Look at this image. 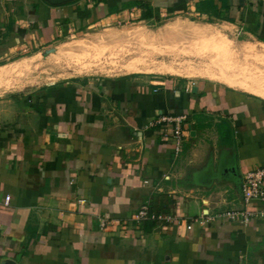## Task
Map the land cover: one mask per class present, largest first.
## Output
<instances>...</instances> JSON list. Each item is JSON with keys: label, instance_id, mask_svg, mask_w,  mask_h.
<instances>
[{"label": "crops", "instance_id": "crops-1", "mask_svg": "<svg viewBox=\"0 0 264 264\" xmlns=\"http://www.w3.org/2000/svg\"><path fill=\"white\" fill-rule=\"evenodd\" d=\"M5 1L16 44L0 61L34 34L129 20L212 21L264 46V0ZM159 80L73 79L0 97V264H264V205L246 223L196 221L242 208L243 177L264 166V97ZM182 115L174 157L147 125ZM144 205L166 220L134 221Z\"/></svg>", "mask_w": 264, "mask_h": 264}, {"label": "rangeland", "instance_id": "rangeland-1", "mask_svg": "<svg viewBox=\"0 0 264 264\" xmlns=\"http://www.w3.org/2000/svg\"><path fill=\"white\" fill-rule=\"evenodd\" d=\"M94 1L53 0L57 4L81 5ZM4 2L0 0V57L16 44L7 36L5 27L12 24L2 7ZM12 4L19 8L15 0ZM164 20L85 24L78 28L69 25L62 28L59 37L46 41L34 34L26 48L0 61V97L22 96L65 80L132 73L158 77L161 82L170 80L177 88L205 79L225 85L221 76L234 81L264 77V64L248 50L254 48L264 57L261 45L239 29L218 27L212 21L169 26Z\"/></svg>", "mask_w": 264, "mask_h": 264}, {"label": "built area", "instance_id": "built-area-1", "mask_svg": "<svg viewBox=\"0 0 264 264\" xmlns=\"http://www.w3.org/2000/svg\"><path fill=\"white\" fill-rule=\"evenodd\" d=\"M249 2L250 0H244ZM186 121V116H166L152 120L147 127L151 129L157 128L158 135L164 141L171 142L173 146L174 157H177L182 149L183 141L186 138L183 124ZM147 183V182H145ZM241 204L240 210L225 211L219 214L208 217L203 220L197 219V222L210 221H241L246 223L257 216V213L249 209L251 204L264 205V166L257 167L245 174L240 185ZM9 197L5 198L4 204L7 205ZM263 216V215H261ZM165 218L157 216L150 211L147 205L142 206L134 215L133 220L138 223L148 221L164 220ZM166 220V219H165ZM102 226V225H101Z\"/></svg>", "mask_w": 264, "mask_h": 264}, {"label": "bare ground", "instance_id": "bare-ground-1", "mask_svg": "<svg viewBox=\"0 0 264 264\" xmlns=\"http://www.w3.org/2000/svg\"><path fill=\"white\" fill-rule=\"evenodd\" d=\"M260 48L262 49V51H264V46H260ZM248 50L250 51V54L257 56L255 58L258 59V61H261L262 64H264V57L263 56H260L259 54H256L255 53V49L254 48H248ZM130 71H136L135 69H130ZM136 72H139V70H137ZM159 72V71H158ZM157 72V73H158ZM162 72V71H161ZM160 72V73H161ZM128 73L129 70H128ZM167 73L169 74H177L176 71H173V70H167ZM246 78H240L239 80L237 81H234L233 79H230L228 77H223L221 76V80L226 84V85H229V86H234V87H237V88H240L242 90H245L251 94H254V95H259V96H263L264 97V77L262 76H259V77H256V78H253L251 77L250 79H246Z\"/></svg>", "mask_w": 264, "mask_h": 264}, {"label": "trees", "instance_id": "trees-1", "mask_svg": "<svg viewBox=\"0 0 264 264\" xmlns=\"http://www.w3.org/2000/svg\"><path fill=\"white\" fill-rule=\"evenodd\" d=\"M96 3H94V7L96 6L95 5ZM113 11V10H112ZM69 22V20L66 21V24ZM8 28V31H10L12 29L11 25L7 27Z\"/></svg>", "mask_w": 264, "mask_h": 264}, {"label": "water", "instance_id": "water-1", "mask_svg": "<svg viewBox=\"0 0 264 264\" xmlns=\"http://www.w3.org/2000/svg\"><path fill=\"white\" fill-rule=\"evenodd\" d=\"M196 89H195V87L193 88V92L195 91Z\"/></svg>", "mask_w": 264, "mask_h": 264}]
</instances>
